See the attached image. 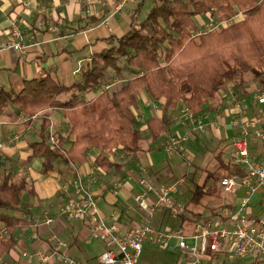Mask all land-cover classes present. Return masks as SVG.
<instances>
[{
	"label": "trees",
	"instance_id": "obj_1",
	"mask_svg": "<svg viewBox=\"0 0 264 264\" xmlns=\"http://www.w3.org/2000/svg\"><path fill=\"white\" fill-rule=\"evenodd\" d=\"M144 4L132 14L128 32L106 39L108 46L88 62L80 79L63 83L46 74L25 79V87L19 92L0 87V104L11 101L29 123L41 116L40 139L30 143L33 152L29 159L39 158L43 174L59 167L73 171L89 160L92 149L99 150L95 162L107 172L117 165L110 157L115 150L127 155L141 152L145 138L133 111L140 88L153 101L165 98V115L152 116L146 122L151 138H157L170 130L167 111L179 103L198 113L229 83L242 88L250 80H259L264 86V0H155L146 17L140 19ZM199 16H207L213 24L228 23L206 30L200 27ZM125 71H130L128 77ZM110 72L122 82L102 89L112 76ZM96 91L92 98L83 96ZM51 110L61 111L69 128L66 136L56 132L58 142L54 146L48 142ZM222 153L220 150L216 154L219 166L207 171L205 184L196 187L194 202L223 198L219 181L230 172V164ZM210 180L212 184L207 186ZM151 182L157 187L169 179ZM33 193L26 173L3 170L0 229L8 233L0 238V259L17 243L16 231L22 219L12 212L25 205L26 194ZM192 213V217L186 212L176 219L177 227L193 224L198 214Z\"/></svg>",
	"mask_w": 264,
	"mask_h": 264
},
{
	"label": "crops",
	"instance_id": "obj_2",
	"mask_svg": "<svg viewBox=\"0 0 264 264\" xmlns=\"http://www.w3.org/2000/svg\"><path fill=\"white\" fill-rule=\"evenodd\" d=\"M120 1L0 0V87L12 90L14 93L19 92L25 87V79L46 74H51L63 83H72L80 79L88 62L108 46L106 39L109 36H122L129 31L133 21L132 14L139 4L144 2V7L149 10L155 3V0H128L122 8H119ZM143 14L140 13V19L143 18ZM198 22L203 28L210 23L207 16H199ZM13 27L21 31L23 42L28 46L24 53L11 48L1 49L3 44L13 40L10 34ZM110 74L112 76H109L107 82L113 83V88L121 84V79L111 72ZM125 75L128 77L130 71H125ZM233 84L236 90L237 87L240 89L238 93L236 91L237 95L249 105V116L261 115L264 105L258 102L257 94L264 90V86L259 80H250L242 88ZM226 88L224 86L218 98L207 102L200 111L208 116L205 118V122L211 124L208 131L218 142L230 137L233 140L239 131L237 128L223 124V119L219 116L216 117L217 114L222 116L227 114L224 119L227 123L232 117L228 112V108L231 107L230 98L223 96ZM98 92H86L83 96L92 98ZM138 98L133 111L145 138L142 141V151L137 155H127L121 150H115L110 157L117 162V165L108 172L103 171L98 182L90 186L98 198L102 216L107 221L121 222L124 231L141 222L145 214L136 200L137 195L145 191L139 184V179L144 174H150L156 182H163L166 179H169V182L173 181L170 177H165L163 170L154 169L159 162L157 150L166 153L164 144L174 130L179 129L178 125L185 129L184 133H191V125L184 124L186 119L182 109L185 105L179 103L176 108L167 111L171 121L170 130L163 132L157 138H151L146 130V122L152 116L162 118L165 115V98L153 101L144 88L138 90ZM50 118L57 133L69 135L68 121L61 111L51 110ZM39 121H41L40 115L29 123L24 112L11 101L0 104V159L2 155L5 156V159L0 161V180L3 170L13 168L14 172L26 173L34 188L33 194L25 195V205L12 212L22 219L16 231L17 243L0 259V264H65L57 261L45 263L37 255L39 252L50 251L57 239L68 242L67 253L70 257L86 264H100V256L108 247L106 242L95 237L89 239L90 230L87 221L73 220L60 213L61 207L67 203L70 195L64 191L65 184H70L77 178L84 180L87 172L96 165L95 160L99 150H90L89 160L83 165L74 167L73 171L59 167V170L43 174L42 162L39 158L29 159L33 152L30 143L40 139ZM252 139L251 153L263 159L260 144H264V141L259 139L260 142L256 137ZM154 143L157 147L153 145ZM218 146L220 147V144ZM117 177H121L122 187L117 194H114L113 187ZM148 195L151 199L156 198L154 191ZM259 197L258 193L254 198V210L257 214L260 212L257 205ZM45 216L52 217L54 221L50 224L45 223L43 221ZM154 219H156V222H152L154 226L168 225L178 228L176 219L168 214L164 215L162 211H158ZM34 234H38V237L35 238ZM95 239L101 240L104 246L93 247ZM150 243L156 242L148 240L144 246ZM178 257L181 259L180 254ZM249 261L250 258H239L234 260L233 264H247Z\"/></svg>",
	"mask_w": 264,
	"mask_h": 264
},
{
	"label": "built area",
	"instance_id": "obj_3",
	"mask_svg": "<svg viewBox=\"0 0 264 264\" xmlns=\"http://www.w3.org/2000/svg\"><path fill=\"white\" fill-rule=\"evenodd\" d=\"M127 2L128 0H121L118 7L122 8ZM227 23H209L205 29L217 28L218 24ZM10 34L13 40L3 44L1 49L11 48L19 53L26 52L28 46L23 42L21 31L13 27ZM113 86V83H106L102 85V89H111ZM226 87L223 96L230 98L231 107L228 112L232 117L228 123L224 120L227 114H217L216 117L223 119V124L239 130L232 140L229 153V164H234L237 170L230 171L219 181L230 211L217 214V220H196L189 227L154 226L152 222L158 211L166 212L173 219L186 214V204L176 196L178 187L184 184L185 178L164 182L156 187L150 180L141 177L138 182L145 191L139 193L136 200L145 214L141 222L124 231L121 222L107 221L102 216L98 198L90 189L91 184L98 182L104 171L96 164L87 172L84 180L77 178L72 183L65 184L64 191L70 195L60 213L73 220L87 221L89 239L95 237L106 242L108 247L100 256V264H137L144 243L148 240L160 243L171 252L184 255V264H233L239 258H250L247 264H264V159L251 153L248 139L256 137L264 141V110L261 115L249 116V105L237 95L234 84L229 83ZM257 100L264 105V90L257 94ZM182 114L186 119L184 124L191 125L192 134L206 132L211 125L205 122L208 117L205 113H193L185 106ZM189 135L184 133L170 136L163 147L165 152H182ZM48 142L52 146L58 142L52 125L49 128ZM4 159L5 156L2 155L0 161ZM121 187V177H117L113 193L117 194ZM153 191L156 192L155 199L148 195ZM258 193L260 197L257 205L260 212L257 214L254 210V198ZM230 194L236 195L234 201L227 199ZM43 221L50 224L54 219L45 216ZM7 233L5 228L0 229V238H4ZM34 237L37 238L38 234H34ZM68 247V242L57 239L50 251L39 252L37 255L45 263L57 261L65 264H86L70 257L67 253Z\"/></svg>",
	"mask_w": 264,
	"mask_h": 264
},
{
	"label": "rangeland",
	"instance_id": "obj_4",
	"mask_svg": "<svg viewBox=\"0 0 264 264\" xmlns=\"http://www.w3.org/2000/svg\"><path fill=\"white\" fill-rule=\"evenodd\" d=\"M147 10L148 8L144 7V10L142 11V13H144L143 18L146 17ZM218 25L220 27L222 24ZM40 122L41 121H39V128ZM178 127L179 129H175L171 136L184 134V132H186L184 128H180V125H178ZM36 133L38 134V132ZM252 138L253 137L248 138L251 147L253 146ZM231 141L232 137H230V139L225 138L224 141L218 142L215 138L210 136V131L207 130L203 133H190L189 140L185 143V149H183L182 152L174 151L171 153H164L157 150L159 162L158 166L154 169L163 170L165 177H170L173 181L185 178L184 184L178 187L176 196L180 201L188 205L187 214L189 217H192V212L198 214L196 217L197 221L216 219V214H214L213 211H216L219 214H224L229 209L227 206L228 201H225L224 198L218 199L216 197H211L206 201L203 199L202 202L196 203L192 200V195L198 185L205 184L206 175L208 173L207 171H213L219 166L220 161L216 158V154L220 150L223 151L222 157L224 161L229 162V153L232 145ZM219 144L220 147L218 146ZM153 145L157 147V144L154 143ZM260 146V152L263 153L262 158L264 159V144L261 143ZM230 170L236 171L237 167L234 164H230ZM143 177L152 181L150 174H144ZM211 184V180L206 183L207 186ZM235 198L236 195L234 194H230V196L227 197V199L232 201H234ZM153 222H156V219H153ZM92 246L104 245L101 240L99 241V239H95ZM173 253L177 252L169 251L158 242L150 243L147 244L146 247L144 246L138 264H184L186 260L185 256L180 254L181 259H179V254ZM176 257H178L177 262Z\"/></svg>",
	"mask_w": 264,
	"mask_h": 264
}]
</instances>
